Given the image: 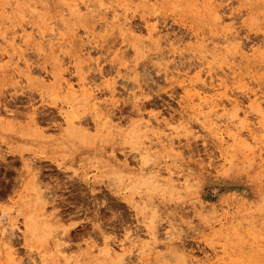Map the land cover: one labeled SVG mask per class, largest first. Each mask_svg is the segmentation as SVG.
<instances>
[{
    "label": "rangeland",
    "instance_id": "374dc122",
    "mask_svg": "<svg viewBox=\"0 0 264 264\" xmlns=\"http://www.w3.org/2000/svg\"><path fill=\"white\" fill-rule=\"evenodd\" d=\"M94 1L95 4L115 2ZM186 2L160 0L158 4L150 1L146 5L141 0L131 1V29L138 36L146 37V21H155L158 36H162L160 44L153 42L131 48L112 34L97 47L84 40L83 51L90 53L83 60L76 56V45L72 46L67 38L62 37L54 45L55 52L62 53L60 56L64 59L63 62L59 56L62 60L60 72L66 73L62 78L75 87L78 80L76 65L82 67L87 86L93 89L101 109L100 118L95 117L90 103L71 100L64 89L57 87L51 78L55 67L54 51L50 49L42 56L32 48L24 49L27 56L23 57L30 62L29 77H26V68L21 61L18 69L7 66L0 71V215L5 210L11 220L9 225H16L9 230L8 220L0 216V224L7 227L4 231L6 238H0V264H18V259L25 261L28 258L34 259L35 264H40L41 258L49 264H119V261L123 264L125 260L128 264H137L136 245L139 242L136 239H146L144 223L151 218H156L153 224L157 228L158 242L164 241L169 224L176 227L174 245L179 243L178 247L183 248L185 256L180 251L169 253L170 256L163 251V246L158 245L159 249L147 250V264H189L190 256L203 259V255L211 254L210 244L219 253L225 247L227 260L233 264H264V242L262 251L249 245L253 236L264 240V127L257 128L259 131L256 129L257 143L248 138L242 143L226 137L227 141L220 144L214 136L215 130L211 132L202 123H207L209 117L201 115L200 110L204 114L209 107L195 94L199 91L209 98L213 92L208 89L209 73L212 77L223 70L228 73L226 67L232 60V45L228 47L216 41L225 26L234 27L237 35L234 34L237 37L240 34L239 42L243 47L250 48L264 42V0H260L257 6L249 0H208L219 7L220 13L221 8L222 12L224 10L221 14L222 18L226 17L223 23L214 22L201 10L198 13L194 4H202L203 0H193L194 4L188 7L183 5ZM48 4L47 19L50 22L45 27L49 30L52 25L60 27V17L65 15L66 6L64 0H48ZM2 7L0 0V16L8 17L15 26L26 25L24 20L28 22L31 18L28 5H21L17 12L9 8L3 11ZM156 15L159 18L154 19ZM227 19L233 21L227 23ZM95 25L98 34V20ZM82 29L83 25L77 27L80 35L84 34ZM191 31L212 37L218 46L205 62L191 38ZM167 41L174 45H166ZM112 45L120 48L117 56L110 52ZM4 47L0 45V50ZM245 50L248 61L237 59L235 63L240 66L237 71L243 76L247 90H261L259 95L263 99V55ZM200 69L206 85H195L187 97L181 80L194 78ZM128 70L133 72L127 73ZM110 85L114 87L112 94ZM132 92L140 94L137 104L133 102ZM230 92L241 102V107L247 105L246 94L232 86ZM213 98L218 106L210 112V117L214 120L220 118L221 122L220 119L216 122L224 128V120L232 112V107L219 95ZM259 102L264 108V99ZM64 114H68L76 128L77 137L71 140L66 139ZM139 117L154 123L159 121L162 125L152 129L161 134L169 133L175 145H149L144 129H140L143 134L140 131L138 134L139 128L133 131L136 123L131 122ZM259 118L253 111L249 114L253 126H258ZM220 149L226 153L225 163ZM166 165L179 172L173 180L167 178L162 169ZM159 170L160 176L155 177L154 173ZM184 178L189 179L188 184L183 183ZM147 197L156 203L154 214L151 205L145 203ZM25 198L28 201L19 211L18 207ZM200 200L205 205L208 203L202 210L205 212L201 211L202 215L206 214L209 203L217 207L229 203L232 206L230 211L237 213L239 219L246 216L251 222L246 224L243 219L246 227L239 228L234 223L223 228L218 224L205 226L193 208L194 205L199 209L195 203ZM32 221L37 224L34 226ZM28 226L30 238L25 241ZM105 236L113 239L107 244ZM129 241L132 243L129 256L118 259L120 244ZM106 246L113 252L104 251ZM11 251L16 260L11 259ZM160 254L164 256L159 257ZM25 262L32 263L30 259Z\"/></svg>",
    "mask_w": 264,
    "mask_h": 264
},
{
    "label": "bare ground",
    "instance_id": "6f19581e",
    "mask_svg": "<svg viewBox=\"0 0 264 264\" xmlns=\"http://www.w3.org/2000/svg\"><path fill=\"white\" fill-rule=\"evenodd\" d=\"M131 1H133V0H115L114 3L113 2H107V3L101 2L99 4H95L94 0H64L65 6H66V12H64L65 15L61 14V17H60L61 19L59 22L60 27H54L52 25L48 30L45 27L46 24H48V22H50L47 19V16H48L47 14L49 11L48 10L49 9L48 0H41V1H37V0H2L3 11H7V9L9 8V9L15 10L17 12V11H19V7L21 5H23V4L28 5L30 7L31 18L28 21L29 23L27 22V19L24 20L28 24L26 22H24L26 25H22L23 23L21 22L22 24L15 26L11 19H8V17H6V16H0V45L5 46L3 49L0 50V71L7 66H11L13 70L18 69L19 63L21 61L22 65L24 64V66L26 68L25 75H26V77H29L31 75V70L29 69V63L30 62L28 63L29 59L27 60L26 59L27 55L25 53H23L24 49L32 48L35 50V53L38 56L44 55L45 51L47 49H50L52 52L54 51L53 64L55 67L54 72L51 73V78H53L54 81L57 83V87L59 89H64L66 91V95L71 100H79L82 102L90 103L92 105V109L95 113V117L100 118L101 109L98 105V102L96 101V97L94 96L93 89L90 86H87L86 76L82 70V67L80 65H76L77 79L78 80H77V86L75 87L73 85V83L66 80V78L65 79L62 78V75L64 73L61 74L60 66L62 65L61 61L63 60V62H64V59H62V57H61V56H63V55H61L62 53H60V55H61L60 56L55 52L54 45L56 43H58V40L60 41V39L62 37L67 38L68 42L72 46L76 45L75 46L76 56L78 58H80L81 60H83V59H85V55L90 53L87 49H86L87 50L86 52H84L85 50L83 51V48H85V47H82V46H84L83 45L84 40H86V44H89L90 46L97 47L100 42H102V41H104V39H106L105 37L112 35V34L119 37L120 43L127 44L131 48H137V47L140 48V46L144 47V46H147L146 45L147 43H153V42L160 44V39H161L160 37H162V36H160V37L158 36V33H159L157 30V24L158 23L156 24L155 21L151 22V23L146 21V24H145L146 37L138 36L134 32L133 28L131 29V27H130L131 25H129V14H130L129 8H130ZM141 1L146 5H148L150 1H153L154 3H157V4L160 3V0H141ZM175 1L180 2L181 0H175ZM207 1L208 0H203L202 4H200L201 1L199 3L194 4L193 0H187V2L184 3L183 5L185 7H188L189 4L193 3L195 5V9L198 11V13L200 10L203 11V13L208 14L216 23H218V22L220 23V22L224 21V19L226 17L222 18V15H221L222 13H224V10L222 12V8H221V13H220L219 7L216 8L215 6L208 3ZM249 1L252 3L253 6H257L258 4H260L262 2V1L260 2V0H249ZM263 5H264V3H263ZM170 9H172V8H170ZM196 10H194V11H196ZM178 11H179V9H178ZM262 11L264 13V9ZM233 12H234V10H233ZM246 12H247V10H246ZM157 17L159 18L158 15L153 16L154 19L155 18L157 19ZM147 19H148V17H147ZM88 20H91L89 22V24L86 23V21H88ZM96 20H98L100 23L98 34L95 33V30L97 28L95 25ZM148 20H150V19H148ZM228 21L232 22L233 20L231 21L230 19L229 20L227 19V23H229ZM130 24H131V22H130ZM81 25H83V29H82L84 31L83 35H80L78 33L79 30L77 31V27L81 26ZM197 26H199V25H197ZM225 27H224V30L222 31V34L220 35V37L217 36V37H219L220 40L217 38L216 41H221V42L225 43L227 46L230 44L232 45V46H230L233 49L232 50L233 55L231 56L232 60L228 63V65L226 67L228 69V73H226V71L223 70L222 73H214L215 77H212L211 76L212 74L209 73L210 79H209V82L207 81L208 89L211 92L213 91L208 96L209 98H207L205 94L202 95L201 92H199V91L195 92V94L200 99V101L202 103H205L206 106L209 107V110L207 111V113L205 112L204 114H202V111L200 110L201 115H203V116L205 115V116L209 117V121L207 123L206 122H202V123H204V126L207 127L211 132L213 130H215L214 136L220 144L227 141L226 137H228L229 139H232L234 141H240L242 143L247 142L246 138H248V139L252 140L254 143H257L258 142V136L256 135V132H257L256 129L257 128L259 129L260 127H264V123H263L264 108L261 106L262 103L260 104V102H259V100L262 101L264 99V97H263V99H260V98H262L260 96L261 90L259 92H257V90H247L248 87H246L245 82L243 81V76L241 75L240 72L237 71V68H239L240 66H239V64H237L235 62L237 59L239 61H248L245 48L250 49L256 55H263L262 58H264V42L257 44L255 46H251L250 48L243 47L241 45V43L239 42V39H240L239 35L240 34L238 35V37H239L238 38L236 36L237 32L234 29V27L232 25L230 27H226V28ZM191 32H192L191 38L193 39L195 46L198 48V52H199L200 57L204 59L203 62L207 61L208 55L212 56L214 54L215 50L217 49V47H218L217 44L213 41L214 39H212V37L210 38V36H208V35H203L197 31H191ZM234 32H236V35L234 34ZM210 39H212V40H210ZM166 40H168V39L166 38ZM171 41L170 42L167 41V43H165V44L166 45L168 44L169 46H173L174 43ZM162 43L163 42H161V44ZM112 46H113V47H111L112 51L110 50V52H114V55L117 56L118 53L120 52L119 51L120 48L119 47L116 48L117 46H115V45H112ZM120 47H121V45H120ZM162 47H164V46H162ZM230 53H231V51H230ZM24 55H26L25 56L26 58L23 57ZM162 55H163V52H161V56ZM227 55H229V54H227ZM59 56L61 57L62 60L60 59ZM226 62H228V61H226ZM99 63H100V61H99ZM197 65L199 66V64H197ZM42 66H44V65H42ZM33 67H31V68L33 69ZM200 71H201V69L197 71L196 76L194 78H189V79L187 78L188 81H186L185 78L181 80V84L183 85V89H184L185 95L187 97H190V91H191V89L195 88L194 87L195 85L197 87L198 86L204 87V85H206V80L201 77ZM130 72H133V71H130V70L127 71V73H130ZM174 74H176V73L174 72ZM228 75H230V76L228 77ZM49 76L50 75H48V77ZM64 77H66V76H64ZM231 86H232V88L234 87L235 89L236 88L239 89L240 92L247 95L248 100H247V105H245L246 106L245 109H243L245 106L241 107V102L237 99V97L232 96V93L230 92ZM109 90L112 94L114 91V87L112 85H110ZM209 91H208V93H209ZM262 92H264V91L262 90ZM136 93L132 92V98H133V102L135 104H137V100H139L138 96L140 95V94H138V93L136 94ZM259 93H260V95H259ZM218 95L223 97V99H225V101L227 103H229L230 106L232 107V112L224 120L225 121L223 123L224 128H222L221 125L216 122L220 118L217 120H214V117H210L212 114L210 112L213 111L214 108H217V106H218V103H216L217 100H215L213 98V96H218ZM130 97H131V94H130ZM224 104L225 103L223 102V104H222L223 109H225V106H226ZM200 108H202V107H200ZM204 108H206V107H204ZM252 111H253V113H255L258 116V118L260 117L259 120L257 121L258 126H253L254 123H251L250 122L251 120L249 121V114L251 115ZM137 112H139V111H137ZM140 116H141V114H140ZM64 118H65V121L67 123L66 139L71 140V139H73V137H77V133L75 131L76 128L72 124L73 121L69 119L68 114H64ZM139 118L140 119H137V120L135 119L131 122L132 124L136 123L134 128H133V131H135V128H139V130H137L138 134H139L140 129L141 128H142L141 130L144 129V135H146V139L148 140L147 143L149 145H151V144L159 145V146L172 145V143L174 141H173V138L169 135V133L168 134H161L160 132H158L159 130L156 131V130L152 129V128L158 129L162 125V124H160L159 121L155 120V123H154V121H151L149 119L143 120L142 117H139ZM189 118H190V116L187 117V119H189ZM197 118H199V115ZM220 122H221V119H220ZM148 132L151 133L150 137L148 135ZM141 133L143 134V132H141ZM243 134H244V136H243ZM148 144H147V146H148ZM231 149H232V147H231ZM223 150L220 149V156L223 158L224 163H225L227 161V156ZM226 152H228V151L226 150ZM242 155H243V153H242ZM230 158H229V161H230ZM127 162L125 161L126 164H127ZM162 169L166 173L167 178H169L170 180L171 179L173 180V176L177 175L179 173L178 170H176L174 167L168 166V165L164 166ZM154 176L159 177L160 176V170L156 171L154 173ZM183 183L188 184L189 179L184 178ZM169 193H171V192H169ZM27 201H28V199L25 198L24 201L22 203H20V206L18 207L19 211L21 210V207L23 205H25V203ZM145 201H146L145 203L151 205L150 206L151 209H154L153 210V214H154L157 211L155 208L156 203L154 201H152L149 197H147V199ZM130 203L132 205H135V203L133 201H130ZM195 204H198V206L197 205L196 206L199 209H196L194 205H193V208H194L195 212L197 211V213L200 217L199 219L202 221V224L205 226H211V225L218 224L221 228H223V226H225V225H226V227H230L234 223L239 228V227H242V225L244 224L241 220L244 219L246 224L251 222V220H249L248 217H246V216L242 217V219H239L237 216L238 215L237 213H233L232 211H230V208H232V206L229 203L225 204L224 206L220 205L219 207H217L214 203H209L210 209H209V207L206 208L207 211H206L205 215L204 214L202 215L201 211L205 208V206L208 203L205 205L204 202L200 200L198 203H195ZM202 212H205V210ZM0 216L4 219L8 220L7 222L9 225L11 220H9V215L7 214V212L5 210H2ZM241 216H242V214H241ZM27 217L31 218L30 215H28ZM155 219L151 218L144 223L145 230H146L145 231L146 239L143 241H141L140 238L136 239L139 242L136 245V247H137L136 256H137V262H139V264H147V263H145V255L147 253V250L148 249L152 250L153 248H157L156 246H158V245L163 246L165 249L163 251L165 253L168 252L167 253L168 255H170L169 253H175V252L180 251L181 255L185 256V252H184L183 248L178 247V246H180L179 243H177L178 246L174 245V243H176V242H174V240H175V233H176L177 229L172 224H169L170 228H168V230L166 231L164 241H162V242L157 241V236H156L157 228L153 224ZM7 222H5V223H7ZM24 222L26 224H28V220L25 219ZM35 224H37L36 221L34 223V226H35ZM2 226H4V223L0 224V235H1L0 238L1 239H3V237L6 238V235H5L6 232L4 234V231L7 228L5 226L4 227H2ZM243 226L246 227V225H243ZM36 227H37V225H36ZM8 228H9V230L12 231L13 225H12V227L10 226ZM29 229H30V226H28L27 232L24 233L25 241L30 238V236H29L30 234L28 233ZM240 229H242V228H240ZM241 232H243V230ZM238 233L240 234V232H238ZM179 238H180V235H179ZM249 238H250V236H249ZM259 238H260L259 236H258V238H256V236H253L252 240H249L250 241V243H249L250 248L257 249L258 251H262L263 248L261 246L263 245L262 243L264 242V240L259 239ZM6 242H9V241H6ZM126 243H127V241H126ZM126 243L124 242V243L120 244L121 246H120L119 254L121 257L119 256L118 259L119 258L122 259V256L125 257V255L129 254L132 251L131 241H129L128 244H126ZM246 243H248V242H246ZM8 244H10V243H8ZM107 244H108V242H107ZM159 248H157V249H159ZM209 248L212 250L211 254L207 253V254L203 255L204 256L203 259L202 258L199 259V257L195 258V257L190 256L188 258L189 264H233L234 263L230 260H227V257H226L227 251H226L225 247H222V249L220 250L221 253H219V251L216 250L215 246L212 244L209 245ZM242 248H244V247H242ZM103 249H104V251L108 252L109 254H110V252H113V250L108 246H106ZM12 251L10 253V255H11L10 257H11V259H15L16 256H13L14 254ZM164 252H161V253H164ZM103 254H104V252H103ZM114 254L117 255L116 252H114ZM157 254L159 255V253H157ZM160 255L161 256H159V257L164 256L162 254H160ZM127 256H129V255H127ZM177 257H175V258H177ZM165 258L166 257H164V259ZM29 259L32 261L31 264H35V260L31 259V258H28L25 261H29ZM182 260L184 261L183 258H182ZM17 261H18L17 262L18 264H26L27 263L23 259H18ZM40 261H41L40 264H49V262L44 261L42 258L40 259ZM115 261H116V259H115ZM115 261L113 263H116ZM119 264H120V261H119Z\"/></svg>",
    "mask_w": 264,
    "mask_h": 264
},
{
    "label": "snow or ice",
    "instance_id": "6c2138e0",
    "mask_svg": "<svg viewBox=\"0 0 264 264\" xmlns=\"http://www.w3.org/2000/svg\"><path fill=\"white\" fill-rule=\"evenodd\" d=\"M15 226H16V225L13 224V227H15ZM111 239H113V237H111V236H105V243H107V242L110 241ZM123 264H128V261H127V260L123 261ZM137 264H139V262H137Z\"/></svg>",
    "mask_w": 264,
    "mask_h": 264
}]
</instances>
